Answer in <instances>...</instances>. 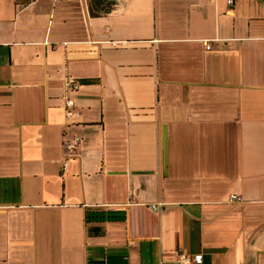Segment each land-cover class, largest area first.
Instances as JSON below:
<instances>
[{
    "label": "crops",
    "instance_id": "obj_1",
    "mask_svg": "<svg viewBox=\"0 0 264 264\" xmlns=\"http://www.w3.org/2000/svg\"><path fill=\"white\" fill-rule=\"evenodd\" d=\"M183 253L264 264V0H0V264Z\"/></svg>",
    "mask_w": 264,
    "mask_h": 264
},
{
    "label": "built area",
    "instance_id": "obj_2",
    "mask_svg": "<svg viewBox=\"0 0 264 264\" xmlns=\"http://www.w3.org/2000/svg\"><path fill=\"white\" fill-rule=\"evenodd\" d=\"M237 0H227L229 11H232L235 3ZM118 45H121L119 43H112V46L116 47ZM207 49H210V45H207ZM67 87L68 90L71 91V89L78 90L79 85L72 81L68 80L67 81ZM65 107H66V116L68 118L72 117H77L79 116V113L75 109V103L74 100L71 99L69 96L65 97ZM81 139L80 138H75L72 143L66 144V149L70 152H74L77 146L80 144ZM65 166V165H64ZM239 197L236 195H232L230 198L231 202H236L239 201ZM164 206V203L158 202L152 206L153 211L159 212L160 209ZM203 259L202 255H187V254H180L178 259L175 261L174 264H200L201 260Z\"/></svg>",
    "mask_w": 264,
    "mask_h": 264
},
{
    "label": "water",
    "instance_id": "obj_3",
    "mask_svg": "<svg viewBox=\"0 0 264 264\" xmlns=\"http://www.w3.org/2000/svg\"><path fill=\"white\" fill-rule=\"evenodd\" d=\"M163 143H164V163L165 168L168 167V139H167V133L166 130L163 131Z\"/></svg>",
    "mask_w": 264,
    "mask_h": 264
}]
</instances>
